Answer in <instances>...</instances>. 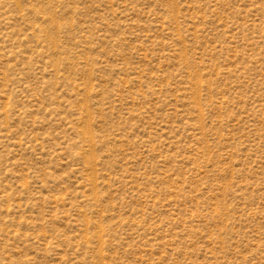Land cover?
Returning a JSON list of instances; mask_svg holds the SVG:
<instances>
[{
  "label": "rangeland",
  "instance_id": "obj_1",
  "mask_svg": "<svg viewBox=\"0 0 264 264\" xmlns=\"http://www.w3.org/2000/svg\"><path fill=\"white\" fill-rule=\"evenodd\" d=\"M0 264H264V0H0Z\"/></svg>",
  "mask_w": 264,
  "mask_h": 264
}]
</instances>
